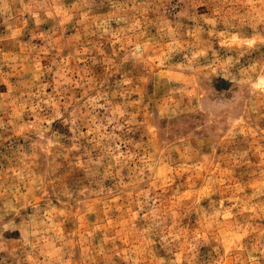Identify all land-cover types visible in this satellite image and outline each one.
I'll list each match as a JSON object with an SVG mask.
<instances>
[{"label": "rangeland", "instance_id": "1", "mask_svg": "<svg viewBox=\"0 0 264 264\" xmlns=\"http://www.w3.org/2000/svg\"><path fill=\"white\" fill-rule=\"evenodd\" d=\"M0 264H264V0H0Z\"/></svg>", "mask_w": 264, "mask_h": 264}]
</instances>
